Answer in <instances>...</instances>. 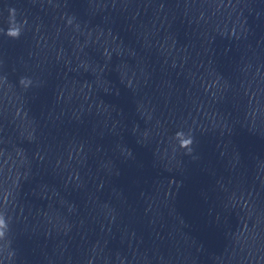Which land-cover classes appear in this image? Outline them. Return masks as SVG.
Listing matches in <instances>:
<instances>
[{"label":"clouds","instance_id":"obj_1","mask_svg":"<svg viewBox=\"0 0 264 264\" xmlns=\"http://www.w3.org/2000/svg\"><path fill=\"white\" fill-rule=\"evenodd\" d=\"M10 13H13L15 12L14 9H10L9 10ZM26 23V21L24 22ZM13 24H15L16 26H12ZM6 34L8 36H11V37H14V38H18L19 35H20V27H19V24L17 22H15L14 20V15L12 17V22L10 23V26L9 28L7 29V32ZM24 81L21 80V83H23ZM184 134L183 133H177V136L178 137H182ZM191 144V138H188V139H182L181 140V146L182 147H187L188 145ZM7 227L6 225V222H5V219H4V216L2 214H0V238H2L4 236V229Z\"/></svg>","mask_w":264,"mask_h":264}]
</instances>
